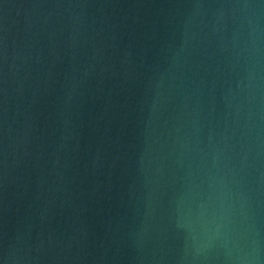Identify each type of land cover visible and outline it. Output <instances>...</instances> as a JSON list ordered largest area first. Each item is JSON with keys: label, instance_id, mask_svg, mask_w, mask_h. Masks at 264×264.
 Instances as JSON below:
<instances>
[{"label": "water", "instance_id": "water-1", "mask_svg": "<svg viewBox=\"0 0 264 264\" xmlns=\"http://www.w3.org/2000/svg\"><path fill=\"white\" fill-rule=\"evenodd\" d=\"M0 264H264V0H0Z\"/></svg>", "mask_w": 264, "mask_h": 264}]
</instances>
